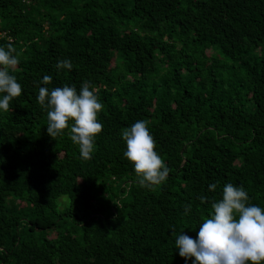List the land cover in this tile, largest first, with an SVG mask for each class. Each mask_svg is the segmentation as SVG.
Segmentation results:
<instances>
[{
	"label": "trees",
	"instance_id": "obj_1",
	"mask_svg": "<svg viewBox=\"0 0 264 264\" xmlns=\"http://www.w3.org/2000/svg\"><path fill=\"white\" fill-rule=\"evenodd\" d=\"M10 42L22 94L0 110V264H191L172 229L196 238L224 185L264 209V0H0ZM85 81L103 104L90 160L37 101ZM138 120L170 169L151 190L124 155Z\"/></svg>",
	"mask_w": 264,
	"mask_h": 264
},
{
	"label": "clouds",
	"instance_id": "obj_2",
	"mask_svg": "<svg viewBox=\"0 0 264 264\" xmlns=\"http://www.w3.org/2000/svg\"><path fill=\"white\" fill-rule=\"evenodd\" d=\"M19 53L8 43L0 47V110H10V101L21 96L22 85L11 73L17 71ZM55 67L71 70L70 59L59 61ZM43 85L52 83L45 75ZM39 105L47 110V132L53 138L63 136L68 130L69 139L78 146L82 159L90 160L95 151L97 136L103 131L98 114L103 110L96 89L85 81L76 87H39ZM150 121L138 120L122 130L126 142L125 157L134 165L141 187L154 189L167 181L170 169L157 152V143L149 130ZM216 184L209 186L215 191ZM202 204L209 198L201 195ZM192 205H185L188 215ZM196 238L185 232L177 234L172 229L175 249L191 264H264V209L249 204V195L243 186L227 183L222 189V198L211 201L210 218L206 217L198 227Z\"/></svg>",
	"mask_w": 264,
	"mask_h": 264
},
{
	"label": "rangeland",
	"instance_id": "obj_3",
	"mask_svg": "<svg viewBox=\"0 0 264 264\" xmlns=\"http://www.w3.org/2000/svg\"><path fill=\"white\" fill-rule=\"evenodd\" d=\"M208 51L209 50L207 49V52ZM104 57L108 61V63H110L111 65H115L116 64L114 58L110 55V53L108 51H105L104 52ZM56 236H57V233L56 232H54V233L51 234V237H56Z\"/></svg>",
	"mask_w": 264,
	"mask_h": 264
}]
</instances>
